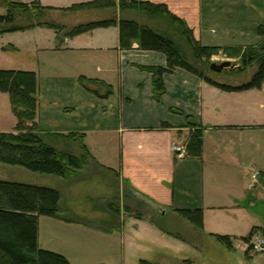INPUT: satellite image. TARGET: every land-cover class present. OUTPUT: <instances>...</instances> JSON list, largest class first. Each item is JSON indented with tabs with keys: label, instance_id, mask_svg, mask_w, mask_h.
<instances>
[{
	"label": "crops",
	"instance_id": "obj_1",
	"mask_svg": "<svg viewBox=\"0 0 264 264\" xmlns=\"http://www.w3.org/2000/svg\"><path fill=\"white\" fill-rule=\"evenodd\" d=\"M91 1L39 0L41 5L54 8L44 20L60 25L63 31L36 25L1 33L0 52L15 53L26 49V52H36V58L40 54L68 56L62 61L68 62L67 68L74 70L61 79L75 83L76 97L83 102L81 106L85 103L88 114L101 103L97 111L105 118L110 114V120L75 131L64 125L62 134L75 132L82 136L91 153L90 160L119 177L133 193L146 198L148 208L155 213H123L110 205V217L104 222L110 224V228L93 227L96 221L86 219H102V216L88 218L87 214L76 213L78 216L71 217L65 207L73 206L66 205L68 195L64 194L67 191L73 195L74 191L60 188L61 217H49L46 220L48 229L43 235L41 221L44 216L39 217L38 245L68 257L60 251L59 245H47L55 243L53 230H60L61 237L70 236L75 231L73 227L82 225L103 234L110 230L112 241L120 235L118 239L122 240L125 261L126 250L134 245L133 240L149 238L156 242L157 238L170 236L178 242L173 252H183L180 242L187 244L188 256H175L186 264H217L216 261L219 264H258L254 263L255 254L249 243L242 238L248 237L255 227L260 231L254 236L264 234V84L260 89L225 91L207 78L234 87L242 83L229 84L213 75L202 77L176 67L164 74L166 92L160 100H155L153 74L143 67L166 68L168 61L163 52L143 49L138 42L131 48H123L119 24L75 36L66 34L76 26L110 19V10L62 11ZM144 1L166 5L188 24L194 39L203 46L247 48L261 44L264 36V0ZM145 16L137 11L114 14L118 20H137L147 25L142 22ZM97 35L98 38L101 35L102 40L94 42L93 37ZM226 59L238 60L235 57ZM53 62L61 69L64 66L58 58ZM70 100L69 104H63L50 98L49 103L60 107V116H70L76 110ZM53 120L57 119L51 118L50 122ZM195 129L202 130L201 155L178 158L174 145L188 146ZM29 184L56 188L38 182ZM186 209L202 211L203 228H197L182 215L181 210ZM217 234L231 236L234 247L230 249L219 242ZM41 238L44 239L43 247ZM140 252L155 251L143 249ZM196 252H201L202 256ZM256 260L264 264V253ZM136 261L153 264L156 259L138 256Z\"/></svg>",
	"mask_w": 264,
	"mask_h": 264
},
{
	"label": "trees",
	"instance_id": "obj_2",
	"mask_svg": "<svg viewBox=\"0 0 264 264\" xmlns=\"http://www.w3.org/2000/svg\"><path fill=\"white\" fill-rule=\"evenodd\" d=\"M5 3L7 12L0 13V34L21 31L36 25H46L57 31H63L60 25L44 20L54 8L41 5L39 0H31L30 3L22 0H5ZM82 10H110V19L94 20L76 26L67 32V35L75 36L98 27L119 24L120 42L123 48H131L134 42H138L143 49L161 51L166 55L168 61L166 68L143 67L153 74L155 100H160L166 92L164 74L173 71L176 67L185 68L202 77L206 75L183 58L181 48L176 47L171 38L138 21L122 18L118 20L114 18L117 11H137L154 18L160 16L166 18L172 25L177 26L178 33L186 38L187 44L192 47L193 54L198 60L201 58L210 60L222 51L227 57H235L241 61L240 71L248 67L257 68L250 81L236 87L216 83L207 78L209 82L225 91L260 89L264 84V42L247 48L222 49L203 46L194 39L191 28L183 19L173 14L166 5L150 1L93 0L62 9L64 12ZM37 78L34 71L0 70V91L10 95L12 110L18 119L19 131L18 133L0 131V163L24 167L36 173L66 177L73 171L81 169L86 156H91V153L83 143L82 136L75 132L63 137L78 139L85 153L83 156L63 154L42 139L41 135L45 129L36 121L39 103ZM27 121L32 124L23 129ZM202 144V130L195 129L187 146L189 154L200 156ZM60 200L61 193L55 188L0 179V264H72L65 255L38 245L39 217L60 218L62 212ZM181 213L197 228H203V215L200 209L181 210ZM258 231L260 228L255 227L248 237L242 239L250 243ZM215 237L226 247L230 249L234 247L231 236L217 234Z\"/></svg>",
	"mask_w": 264,
	"mask_h": 264
},
{
	"label": "rangeland",
	"instance_id": "obj_3",
	"mask_svg": "<svg viewBox=\"0 0 264 264\" xmlns=\"http://www.w3.org/2000/svg\"><path fill=\"white\" fill-rule=\"evenodd\" d=\"M5 4V0H0L1 14L7 12ZM147 16L148 15L143 17L144 20L142 22L147 24L153 30L171 38L174 41L175 46L181 48L183 58L192 64L198 71L203 72L206 76L213 75L216 78L223 79L229 84H244L250 81L254 76L257 70L255 66L242 69L241 71L224 70L222 72H215L211 70L210 65L213 62L221 63L229 59H226L227 57L220 53L213 56L210 60L202 58L198 60L193 54L192 47L187 44L186 38L183 37L181 33H178L177 26L172 25L170 21L161 16L156 18ZM100 36L101 35H99V38L98 35L93 37V41L97 42L98 39L102 40ZM262 42H264V36ZM36 56V52H26V49H23L22 52L15 51V53H11V51L0 52V70L14 69L36 71L38 77L39 97L36 121L43 129H45L41 135L42 139L63 154L70 153L77 156H83L85 153L81 148V144L78 142L79 140L66 139L62 136V133L65 132L64 125L66 127L70 126L69 129H73V131L78 128L86 129V127H94L96 123L110 120V114L108 115L109 118H105L100 111H97L98 108L101 107V103L97 106L96 110L93 109L92 114L91 112L88 114L87 110L89 109L84 106L85 103L81 106L83 102L79 101L78 97H76L78 94V88L74 85L75 83L71 80L61 79L66 78V74H69L74 70L72 68H67L68 62L62 61L63 59L68 58L66 54H40L37 58ZM55 58H58L64 63L62 69L59 64L53 62ZM231 61L241 65L240 60L235 59ZM83 95L85 94L83 93ZM50 98L53 102L60 101L63 104H69V100L71 99L70 101L73 103L71 106L73 108L76 107L75 112L70 116H60L58 114V109L60 107L58 105H50ZM84 102L86 101L84 100ZM51 118L57 120L50 122ZM17 123L18 119L13 113L10 95L0 91V131L18 133ZM31 124L32 122L27 121L23 125V129L28 128ZM86 157L83 167L79 170L73 171L66 177L36 173L29 171L24 167L0 163V179L24 183L38 182L42 185L49 184L56 187L55 189L59 190L61 188L65 189V191L72 188L74 191L73 195L67 194V191L64 194L65 197L68 195L66 198V205L72 204L73 206L72 208L65 207L69 209V212L67 213L73 218L78 216V213L87 214L86 216L88 218L91 216H102V219H86L88 222L96 221L97 224L94 222L95 224H92L93 227L98 226L106 229L110 228V224H104L107 218L110 217V205H114L115 209H120L123 213L128 212L136 215H141L140 213H145L146 215L153 214L154 211L148 208V200L146 198L133 193L125 184H123V182H121L119 177L113 175L107 169L97 166L88 156ZM110 190L112 191V194H110ZM48 218L49 217L44 216L41 221L42 235L48 229L46 227V220H48ZM161 225L162 227H165L163 222ZM93 227H85L82 225L75 226L73 227L75 230L73 234H70V236L62 235V237L60 236L62 233L60 230H53V233L56 234L55 238H53L55 243L51 242V244L47 245L50 247L51 245H59L58 247H61L60 251L68 255L67 258L72 264H147L145 261L134 262L135 257L138 256L155 257L156 263L154 262L153 264H186L182 261L176 260L175 256H188L189 252H185L187 251V244L180 242V247H178L181 248L183 252H173L178 243L175 242L176 240L173 237L166 235L167 237L162 239L157 238L156 242L155 240L151 241L149 238L133 240L134 245L128 247L126 250L125 261L124 252H122V240L118 239L120 235H117V238L112 241L110 240V230L106 231V234H103V232H100ZM99 235H102L104 238ZM262 236L264 237V234H262ZM112 242L115 243L112 244ZM43 244L44 239L41 238L42 247ZM46 249L50 250L51 248ZM79 249H83L84 251ZM143 249H149L155 252H140ZM196 254L200 257L202 256L201 252H196ZM254 254V263L260 264V261L257 262L256 260V257L259 254ZM216 263L219 264V261H216Z\"/></svg>",
	"mask_w": 264,
	"mask_h": 264
},
{
	"label": "built area",
	"instance_id": "obj_4",
	"mask_svg": "<svg viewBox=\"0 0 264 264\" xmlns=\"http://www.w3.org/2000/svg\"><path fill=\"white\" fill-rule=\"evenodd\" d=\"M174 152L178 158H185L189 155L188 147L186 145H174L173 147ZM258 174L253 176V179L256 180ZM250 249L256 254H263L264 253V237L260 236H253L250 243Z\"/></svg>",
	"mask_w": 264,
	"mask_h": 264
},
{
	"label": "water",
	"instance_id": "obj_5",
	"mask_svg": "<svg viewBox=\"0 0 264 264\" xmlns=\"http://www.w3.org/2000/svg\"><path fill=\"white\" fill-rule=\"evenodd\" d=\"M240 68H241L240 65L233 63L231 60H226V61L221 62V63L213 62L210 65V69L215 71V72H222L224 70L234 71V70H239Z\"/></svg>",
	"mask_w": 264,
	"mask_h": 264
}]
</instances>
